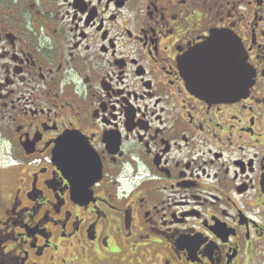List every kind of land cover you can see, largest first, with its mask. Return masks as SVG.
<instances>
[{
    "label": "flooded vegetation",
    "instance_id": "af4514ba",
    "mask_svg": "<svg viewBox=\"0 0 264 264\" xmlns=\"http://www.w3.org/2000/svg\"><path fill=\"white\" fill-rule=\"evenodd\" d=\"M0 155V264H264V0H0Z\"/></svg>",
    "mask_w": 264,
    "mask_h": 264
},
{
    "label": "rangeland",
    "instance_id": "374dc122",
    "mask_svg": "<svg viewBox=\"0 0 264 264\" xmlns=\"http://www.w3.org/2000/svg\"><path fill=\"white\" fill-rule=\"evenodd\" d=\"M4 159H3V157L0 155V165H2V164H4ZM14 163V162H13Z\"/></svg>",
    "mask_w": 264,
    "mask_h": 264
}]
</instances>
